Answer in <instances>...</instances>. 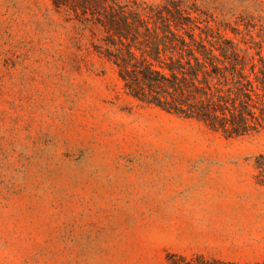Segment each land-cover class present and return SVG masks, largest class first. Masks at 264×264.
<instances>
[{"label":"rangeland","instance_id":"374dc122","mask_svg":"<svg viewBox=\"0 0 264 264\" xmlns=\"http://www.w3.org/2000/svg\"><path fill=\"white\" fill-rule=\"evenodd\" d=\"M198 3L230 36L264 29V0ZM90 36L52 0H0V264L264 260V130L137 101Z\"/></svg>","mask_w":264,"mask_h":264},{"label":"trees","instance_id":"16d2710c","mask_svg":"<svg viewBox=\"0 0 264 264\" xmlns=\"http://www.w3.org/2000/svg\"><path fill=\"white\" fill-rule=\"evenodd\" d=\"M52 2L67 21L91 32L89 48L113 66L132 98L227 138L264 130V29L258 38L230 36L229 25L198 0ZM255 165L264 185V153ZM194 258L197 264H241L204 254L169 260L195 264Z\"/></svg>","mask_w":264,"mask_h":264}]
</instances>
